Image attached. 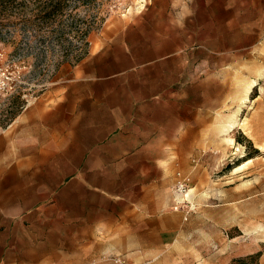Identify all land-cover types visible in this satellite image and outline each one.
<instances>
[{"label":"rangeland","instance_id":"374dc122","mask_svg":"<svg viewBox=\"0 0 264 264\" xmlns=\"http://www.w3.org/2000/svg\"><path fill=\"white\" fill-rule=\"evenodd\" d=\"M46 1L0 12L23 74L0 107V264H170L186 238L209 244L192 264H264V0L69 3L62 36L23 18Z\"/></svg>","mask_w":264,"mask_h":264},{"label":"trees","instance_id":"16d2710c","mask_svg":"<svg viewBox=\"0 0 264 264\" xmlns=\"http://www.w3.org/2000/svg\"><path fill=\"white\" fill-rule=\"evenodd\" d=\"M16 1L17 0H5L4 2H1L0 3L1 14L8 16V17H11V16L13 17L15 14L13 10H14V4L16 3ZM31 1L43 2L44 0H31ZM47 3L48 5L44 7H39L38 9L36 8L32 10H30L31 7L22 5L21 8H23L24 10L23 18H25L27 24L28 23L32 24L34 20H37V21L40 20V21L45 22L46 24H53L54 26L51 28H53L54 33L56 34L58 33L60 36H62L65 34L64 32L66 28L64 26L65 19L69 14V11H68L69 5L67 4L69 3L72 4L74 11H78L82 9L86 13V15H88L95 9L98 3V0H47L46 4ZM29 13H31L32 15H29ZM8 22H10L9 19H8ZM67 28L69 27L67 26ZM68 34H75L78 41L79 40H82V41H81L80 46L76 47V50L73 51V53H71V54H74L72 55L74 59L72 58L69 61L68 59L69 56L66 54L65 55L66 60H64V62L79 63L86 57L87 52H88L87 51L88 43L85 39V36L88 34V31L79 33L78 31H74V29L69 28ZM260 257L261 255L259 253L255 255H248L244 258L234 260L232 264H258Z\"/></svg>","mask_w":264,"mask_h":264},{"label":"built area","instance_id":"2783aa9c","mask_svg":"<svg viewBox=\"0 0 264 264\" xmlns=\"http://www.w3.org/2000/svg\"><path fill=\"white\" fill-rule=\"evenodd\" d=\"M0 56L1 58L4 57L3 54H0ZM22 83L23 74L21 70L15 71L8 60L3 61L0 65V107H2L6 98L17 91ZM191 192V176L178 172L175 177L173 194L178 206L185 209V220L188 219L191 212L197 209V206L190 201Z\"/></svg>","mask_w":264,"mask_h":264},{"label":"crops","instance_id":"0c3cea01","mask_svg":"<svg viewBox=\"0 0 264 264\" xmlns=\"http://www.w3.org/2000/svg\"><path fill=\"white\" fill-rule=\"evenodd\" d=\"M192 195L193 194L191 193V196ZM175 210H178V209H175ZM174 212L177 213V212H181V211H174ZM182 243L184 246L179 247L180 250H179L177 255H185V256L180 257V259H178V260L177 259L173 260L174 263H170V264H192L196 260L197 255L203 254V250L205 249L204 246L209 245L208 243H203V245H202L201 242L192 241V238H186L182 241ZM205 244H207V245H205ZM148 259H150V258L144 257L143 255L130 257V260L137 261V262H139L141 260H142L141 262H145Z\"/></svg>","mask_w":264,"mask_h":264},{"label":"bare ground","instance_id":"6f19581e","mask_svg":"<svg viewBox=\"0 0 264 264\" xmlns=\"http://www.w3.org/2000/svg\"><path fill=\"white\" fill-rule=\"evenodd\" d=\"M241 168V166H238L235 170H238V169H240Z\"/></svg>","mask_w":264,"mask_h":264}]
</instances>
